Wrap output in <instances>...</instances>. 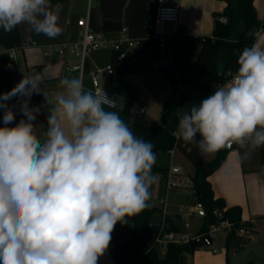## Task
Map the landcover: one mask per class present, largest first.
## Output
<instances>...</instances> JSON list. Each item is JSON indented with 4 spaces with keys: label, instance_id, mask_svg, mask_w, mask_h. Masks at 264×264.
Masks as SVG:
<instances>
[{
    "label": "clouds",
    "instance_id": "9594fccd",
    "mask_svg": "<svg viewBox=\"0 0 264 264\" xmlns=\"http://www.w3.org/2000/svg\"><path fill=\"white\" fill-rule=\"evenodd\" d=\"M60 13L51 0H0V29L26 24L56 38L63 32ZM237 65L229 81L179 110L176 135L202 155L238 145L246 159L264 147V47L243 49ZM47 78V68L23 74L0 94V264H99L117 223L149 206L154 145L107 110L114 102L103 90L64 75L53 100ZM34 94L44 104L31 105ZM42 109L48 115L41 137Z\"/></svg>",
    "mask_w": 264,
    "mask_h": 264
},
{
    "label": "crops",
    "instance_id": "0c3cea01",
    "mask_svg": "<svg viewBox=\"0 0 264 264\" xmlns=\"http://www.w3.org/2000/svg\"><path fill=\"white\" fill-rule=\"evenodd\" d=\"M170 2L178 3L181 7L180 18L176 22H164L157 19V8L161 3H164L163 0H51L53 5H57L61 9L59 24L63 29L62 34L56 38H48L30 31L29 26L26 24L19 25L23 43L29 44L24 48L21 55L12 59L10 64L14 67L18 63V69L22 70L23 67H26L28 73L37 65H41V72L47 68L46 90L48 95L51 93L55 98L60 91L58 88L60 77L67 74L79 76L78 70H72L71 68L73 65L79 64L80 56L77 52L58 55L53 52V49H50L49 45L76 42L81 31L77 23L78 19L88 14L92 18L94 31L119 37L122 36V33L120 32L121 29H117V27H126L130 36L141 38L139 55L132 57L135 65L133 70L126 74V78L139 89V101L141 104H145L143 107L148 113L149 107L146 104L149 105V103L156 101L162 105L172 87L166 75L158 69L157 71L146 66L145 59L161 57L164 61L174 65L177 77L188 78L191 75L197 52L201 47L200 37L212 36L216 14L222 13L227 6L225 0H170ZM254 4L258 17L263 23L264 0H255ZM261 28L254 44L264 47V26ZM162 35L167 37L166 41L160 40ZM32 41H35L36 44ZM48 49L52 51L50 56H46L44 53ZM112 54L113 48L111 46L91 52L87 57L88 72L110 65ZM4 60H2V63ZM82 80L86 89L95 91L90 74L85 75ZM103 81H107L110 89L114 90L108 75L101 79V85ZM48 87H50L49 91ZM33 103L32 105L35 106L36 102ZM39 104L41 105V100ZM129 116L131 117L124 118L127 124L133 121L132 115ZM0 118H2L1 114ZM245 151L247 149H240L238 145H233L224 163L210 174L208 179L212 184L216 197L224 198L227 206L238 205L241 207L243 221L250 223V228L245 232V236H242L244 240L247 239L248 241L242 247L251 245L246 256L250 254L254 260H260L264 258V168L262 167L261 148L251 151L246 159H242ZM169 154L172 156L169 170L172 166H179L186 186L167 190V175L156 174L157 180L152 186L150 201L152 202V198L159 199L160 195L164 193L165 197L160 199V206H156L160 210L155 216L156 220L163 222L167 216L172 223L180 227V231L174 232L179 237L187 236L191 240L202 236L199 234L200 230L196 232H188L187 230L190 227L187 217L193 211L183 209L182 204L171 201V194L181 193L184 189L191 190L194 194V191L190 188L194 165L178 149H175L174 154L171 152ZM214 155H206L204 160L208 161ZM176 156L183 164L175 163ZM162 200L167 202L166 216L163 214L164 205L161 203ZM197 203L199 201L196 202L195 206ZM173 206L176 207L175 210L172 209ZM194 212L201 214L200 210ZM204 214L201 215L204 216ZM183 217L186 221L182 225L179 220ZM130 221L132 223L128 225V232L124 233L122 231L121 236L129 237L128 235H130L132 238L134 224L132 220ZM186 222L189 225H186ZM116 245L111 240L107 252L99 261L100 263L120 264L113 253V248ZM215 249L218 251L215 252ZM233 250L238 249L234 247ZM237 254L236 251L230 253V248L226 247L207 248L201 246L187 254L186 264H228V261L230 264H241L240 260L238 261V258H236Z\"/></svg>",
    "mask_w": 264,
    "mask_h": 264
},
{
    "label": "trees",
    "instance_id": "16d2710c",
    "mask_svg": "<svg viewBox=\"0 0 264 264\" xmlns=\"http://www.w3.org/2000/svg\"><path fill=\"white\" fill-rule=\"evenodd\" d=\"M225 1L227 6L224 11L216 14L212 36L200 37L201 47L197 52L191 75L188 78H179L175 71L166 75L172 88L162 104L160 117L149 121L146 113L142 118L133 120L128 125L137 137L153 143L156 156L160 152L169 153L172 149H178L192 162L194 172L191 176L192 185L190 188L205 210L204 223L199 234L208 235L210 226L218 223L221 218H225L231 223V229L227 233L226 246L229 249L234 243L235 247L240 249L248 240H244L238 231L241 228L249 229L250 223L243 221L240 206H227L224 198L215 196L212 184L208 179L209 175L224 163L230 149H222L215 153L213 158L205 161L206 155H202L196 145L186 143L176 135L179 110L186 111L192 106L198 105L200 100L215 90L216 85L229 81L237 71L239 55L243 49L254 44L255 32L264 26V22L262 23L258 17L255 0ZM91 19L90 17L92 27ZM118 28L122 29L121 26ZM92 29L95 30L93 27ZM37 42L39 41L37 40ZM22 43L20 26L10 33L0 29V47L12 48L21 46ZM123 52H125L124 56H122ZM139 52L140 45L133 49H126L124 45L120 49H113L111 69L108 73L114 90L126 101L125 110L127 113L134 103H140L139 89L126 78V74L131 72L135 65L132 57L139 55ZM144 62L148 68L157 70V64L166 61L161 57H153L145 59ZM9 65H11L10 68ZM85 65L88 69L87 60ZM13 68L12 64L2 63L0 65V94L11 90ZM33 71L41 72V65L34 66L28 74ZM42 112L46 130L48 112L47 109H42ZM261 157L264 168V147H261ZM152 171L155 175H167L169 166H163L156 162ZM215 209H220L221 215L216 214ZM158 211L160 210L149 201V206L141 213L128 218L134 224L132 238L113 248V253L120 264H186L187 254L204 245L201 243L192 249L189 242L168 241L166 251L162 253L161 248L156 244V239L170 231L178 232L180 227L172 223L167 216L163 222L157 221L155 216ZM99 264L102 263L99 262ZM228 264H230L229 261Z\"/></svg>",
    "mask_w": 264,
    "mask_h": 264
},
{
    "label": "built area",
    "instance_id": "2783aa9c",
    "mask_svg": "<svg viewBox=\"0 0 264 264\" xmlns=\"http://www.w3.org/2000/svg\"><path fill=\"white\" fill-rule=\"evenodd\" d=\"M164 3H161L156 12V17L159 21L164 22H176L180 18L181 13V7L178 3L170 2V0H163ZM78 25L81 29L80 31V37L76 42H66L61 44H50V49H53L55 53L58 55H63L67 52L71 53H78L80 56V62L77 65L72 66V70H78L79 77L84 78L85 75L90 74L91 79L95 88V91H101L103 90L106 95L113 100L114 106H116V92L112 89H107L104 86L101 85V79L104 76H107L111 66L108 65L107 67L100 68L97 70H91L88 72L85 61L87 60V57L89 54L93 51L106 48L111 46L113 49H120L123 45L126 49H133L134 47L140 45L141 38L139 37H132L128 34V30L126 27L121 29L122 36L119 37H113L109 36L103 32H97L94 31L90 24V16L89 14L81 17L78 19ZM262 28H259L255 35L257 36ZM166 36L162 35L160 37L161 41H166ZM32 43L36 44L35 41H32ZM29 43H23L21 46H16L12 48H5L0 47V65L2 64L3 59H14L17 56L21 55L24 48ZM46 56H50L52 54V51L49 49L45 52ZM125 55V52L122 53V56ZM235 74V73H234ZM233 74V75H234ZM232 75V76H233ZM221 84V83H219ZM218 84V85H219ZM1 117L3 116V111H1ZM175 149H172L170 152L174 154ZM186 186L185 179L182 178V172L181 168L179 166H172L170 170L167 173V190H173L180 187ZM161 203L164 205L163 214L166 216V206L167 202L166 200H162ZM196 210H204V206L201 202L197 203V205L192 209V211ZM205 211V210H204ZM182 212V210H180ZM216 214L221 215L220 209H215L214 211ZM186 225H189L188 222H186ZM163 227V226H162ZM220 229H225L227 232L231 229V223L228 220L219 221V224H212L210 226L209 234H212L215 231H218ZM248 229L241 228L239 229L238 233L241 236H245V232H247ZM190 239L187 236H181L179 237L178 234L174 231L165 233L164 236H159L156 239V244L159 248H161L162 253H165L166 251V243L168 241H177V242H183V241H189ZM218 250L215 249V252Z\"/></svg>",
    "mask_w": 264,
    "mask_h": 264
},
{
    "label": "rangeland",
    "instance_id": "374dc122",
    "mask_svg": "<svg viewBox=\"0 0 264 264\" xmlns=\"http://www.w3.org/2000/svg\"><path fill=\"white\" fill-rule=\"evenodd\" d=\"M10 63H12V59H5L3 62V64H5V65L10 64ZM18 66H19L18 63H16L14 68H13V82H12L11 89L23 78V74L28 75V71H27L26 67H23L22 70H20V69H18ZM102 85L105 88L110 89L107 81H103ZM49 88L50 87H48V91H49ZM49 97H50V99L54 100V97H53V95H51V93L49 94ZM34 101L36 102V104L40 102L39 95L34 94L32 96L31 105L34 104L33 103ZM116 103H117L116 107H114V108L111 107L107 110L117 112L122 117V119L127 118V117H131V116H129L130 114L127 113L125 110L126 102H125L124 97L122 95L117 94V93H116ZM9 104L15 105L16 99L14 98L13 100L9 101ZM142 105H145V104L142 103ZM146 105L149 107V109H148L149 111L147 113L148 120L152 121V120L158 119L160 117V114H161L162 105L158 104L156 101L152 102L151 104L149 103V105L147 103ZM0 113H1V111H0ZM20 118H21L20 115L17 113L15 122L18 123ZM36 123L38 125L37 126V132L42 137L43 133L45 131L42 115L38 116ZM0 126H3L2 118H0ZM177 156L175 158V163L183 164L182 161ZM156 162L163 165V166H169L172 162V156L168 152H160L156 156ZM184 176H186V174H184ZM164 197H165V194L162 193L160 195L159 199L152 198L151 203H153V205H155V206H158V205L160 206V199H163ZM172 200L175 203L182 204L183 209H186V210L189 209L190 211H192V209L195 207L196 202L198 201L197 197L192 193L191 190H188V189H184L183 191H181V193H175V194L172 193L171 194V201ZM175 208L176 207H174V206L172 207V209H174V210H175ZM187 219H188V222L190 223V227L187 228L188 232L199 231L201 229L203 223H204V216L199 214L198 212H190ZM185 221L186 220L183 217V219L179 220V223L183 225L185 223ZM131 223L132 222L130 220H128L127 224L117 223V225L115 226V229L112 233V242L114 244L118 245V244H122V243H125V242L130 240V238H131L130 235H128L129 237L121 236V232L122 231H124V233H126V231L128 232V225H131ZM216 224H219V222ZM212 237L214 239L213 243L210 245H203L204 247H207V248H214V247L225 248L226 247L227 248V246H226L227 232L225 229H220L218 231L213 232ZM256 243H258V242H256ZM234 247H235V245L233 243L230 247V253H232L233 251H236L238 253L236 255V258H238V261L240 260L241 264H252V263L253 264H264V258H261L260 260H254L253 258H251L250 254H248L249 256H246V253H248V251L250 250L251 245H246L245 247H242L238 250H233Z\"/></svg>",
    "mask_w": 264,
    "mask_h": 264
},
{
    "label": "water",
    "instance_id": "95a60500",
    "mask_svg": "<svg viewBox=\"0 0 264 264\" xmlns=\"http://www.w3.org/2000/svg\"><path fill=\"white\" fill-rule=\"evenodd\" d=\"M156 68L164 75H168L171 72L174 71V65L170 62H160L157 64ZM110 72V71H109ZM45 90H46V85H45ZM47 91V90H46ZM40 100H41V105L44 104V97L43 95H39ZM130 114L133 117V120H139L146 114V109L138 102L134 103L129 110ZM201 214H204L205 211L201 210ZM221 221H224L225 218L220 219ZM191 248L195 249L198 247L201 243H204L206 245H210L213 243V238L211 234H208L206 236H198L189 241ZM182 264V263H181Z\"/></svg>",
    "mask_w": 264,
    "mask_h": 264
}]
</instances>
